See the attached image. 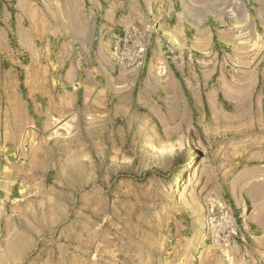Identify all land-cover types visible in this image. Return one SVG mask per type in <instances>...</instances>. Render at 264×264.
Segmentation results:
<instances>
[{"label":"rangeland","instance_id":"obj_1","mask_svg":"<svg viewBox=\"0 0 264 264\" xmlns=\"http://www.w3.org/2000/svg\"><path fill=\"white\" fill-rule=\"evenodd\" d=\"M259 220L264 0H0V264H264Z\"/></svg>","mask_w":264,"mask_h":264},{"label":"crops","instance_id":"obj_2","mask_svg":"<svg viewBox=\"0 0 264 264\" xmlns=\"http://www.w3.org/2000/svg\"><path fill=\"white\" fill-rule=\"evenodd\" d=\"M126 19L125 20H122V18L120 17L119 19H116V17H113V19H112V24H115L116 26H119V25H122V23L121 22H124V21H128L129 20V18H127V17H125ZM126 21V22H127ZM124 24H125V22H124ZM130 26H132V24H131V22H128L127 24H125V27H126V29H128ZM259 222H261V224H260V226H264V221H260L259 220Z\"/></svg>","mask_w":264,"mask_h":264},{"label":"bare ground","instance_id":"obj_3","mask_svg":"<svg viewBox=\"0 0 264 264\" xmlns=\"http://www.w3.org/2000/svg\"><path fill=\"white\" fill-rule=\"evenodd\" d=\"M152 147L156 150L158 149V146H156L154 143H152Z\"/></svg>","mask_w":264,"mask_h":264}]
</instances>
